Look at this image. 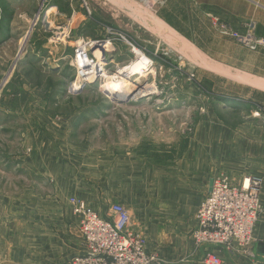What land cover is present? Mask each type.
Wrapping results in <instances>:
<instances>
[{"label":"rangeland","instance_id":"1","mask_svg":"<svg viewBox=\"0 0 264 264\" xmlns=\"http://www.w3.org/2000/svg\"><path fill=\"white\" fill-rule=\"evenodd\" d=\"M56 1L58 0H40L42 15L40 14L32 25V28L38 30L35 38L40 41L46 39L47 33L50 34L49 37L55 34V40L47 45L53 49V55L48 60L46 59L49 54L44 56L43 60L29 58L25 62H19L28 54L30 45L27 44V51L18 58V61L12 64L0 63V98L1 95L5 96V82L13 77L7 88L6 98L10 100L9 107L7 111L0 108V163L4 165L3 160L6 161L7 158L5 155L9 151L8 138H16V143L11 149L19 152L25 147L33 149L38 146L39 136L114 131L124 135L130 131L134 132L133 130L171 128L176 132L175 137L179 136V132L187 137L191 135L193 145L196 140L197 147L204 148L207 143L210 166L213 169L215 166L218 167L217 171L213 172L215 176L213 180L228 177L237 183L245 178L235 180L223 172L221 165L232 158L229 144L232 135L225 134L222 126L216 125L218 121L239 119V116L231 113H221L223 108H220L222 107L220 103L228 104L227 101L240 95L241 89L246 87L245 75L227 64H221L214 58L218 56L217 51L198 49L195 39L199 36L194 32L179 35L176 28L165 25L160 19V14L170 0H78L82 6L80 12H83L88 24L84 27L80 25L81 16L73 19L71 34L76 31L79 34H74V39L68 42L67 29L63 31L60 29L65 21L57 16L59 15L57 12L56 20L53 17L55 21L50 23V26H53L51 29L57 28L53 30L55 33L47 32L48 27L43 26L44 17L49 14L46 11L51 5L56 4ZM148 1H151L150 8L146 4ZM186 8L190 12L188 16H191L190 4H187ZM152 17L157 18L163 25L154 23ZM214 20L213 18L211 24L215 29ZM217 23L219 27L228 25L219 21ZM82 29L85 35L81 33ZM190 31H194L192 27ZM219 36L229 37L221 32ZM82 39L91 43L103 42L101 49L99 44L96 45L95 56L107 66L100 67L103 71L99 73L98 78L91 79V84L85 83L81 75L79 76L76 52L84 45ZM46 51L48 52V49ZM138 51L145 56V67L141 75L128 74L127 79L132 82L127 91L113 93L108 91L109 83L118 77V70L132 66L136 57L141 55L137 53ZM93 52L94 50L89 59L96 65L98 60L93 58ZM104 53L106 61L102 60ZM9 69L14 72L12 77ZM235 92L237 94H234ZM263 104H254L253 112H249L243 118L260 121V118H256V112ZM130 136L134 137V134H130L128 138ZM24 137H31V146L29 142L27 146L25 145ZM226 139L228 141L224 145ZM100 144L103 145V142ZM135 170L132 178L139 180V172L137 168ZM109 172L111 175L108 179L117 181L127 179L120 168ZM145 183L144 177L141 184L138 181L134 182L132 191L128 193L119 191V200L104 206L101 211L105 208L107 213L112 204L123 205L130 213L134 228L144 234L149 253L173 264H191L200 252L196 251L194 242L199 224L197 218L199 207L191 213L156 212L155 185L149 181L146 185ZM75 199L74 205L72 201ZM54 207L62 208L64 216L68 218L65 224L50 220L48 213ZM76 207H87L99 217L102 216L90 203L75 196H70L68 202L62 205L48 206L37 203L32 207L22 201L19 208H13L14 214H24L37 220V223L21 221L17 224L18 230H33L38 227L39 230L50 231L54 228L56 231L64 226L68 228V234L70 233L64 237L45 236L43 233L38 239L33 238L31 242L33 249L30 248L31 239L24 238L23 241L29 245L23 247L32 250V253H23L22 264L52 259L50 250L58 244V239L61 241L65 239L66 251L70 245L72 258L86 255L85 241L83 235H80L79 219L75 215ZM10 228L13 229V224Z\"/></svg>","mask_w":264,"mask_h":264},{"label":"crops","instance_id":"2","mask_svg":"<svg viewBox=\"0 0 264 264\" xmlns=\"http://www.w3.org/2000/svg\"><path fill=\"white\" fill-rule=\"evenodd\" d=\"M187 4L192 8L191 16H188L190 12L186 8ZM50 8L65 21L61 31L69 28L67 42L74 39V34H79L78 31L71 34L73 19L81 16L80 25L84 27L88 24L83 12H80L82 6L78 0H58L47 11ZM40 14L42 15L40 0H0V63L12 64L18 61L27 51L28 48L22 52L27 44L39 47H29V56L26 55L19 62H25L29 58L43 60L49 54L48 60L53 55V49L47 45L55 40V34L49 37L50 34L47 33L44 41L35 38L38 30L32 28V25ZM160 15L164 24L176 28L179 35L194 32L199 36L195 39L198 49L217 51L218 56L214 58L245 75L246 87L241 89L240 95L227 101L228 104L220 103V108H223L221 113H231L239 116V119L218 121L216 125H221L225 134L232 135H229L232 158L221 165L223 172L235 180L251 176L260 178L263 182L260 197L263 211L254 229L256 256L255 259L244 258L228 254L220 247H214L212 251L225 264H264V130L261 120L243 118L253 112L254 104L264 103V51L254 53L233 38L219 36L217 27L214 29L211 24L214 18L242 35L250 25H254L256 35L264 37V0H170ZM57 16L54 15L55 20ZM45 18L46 15L44 20ZM55 20L51 19L47 24L43 21V26L48 27L47 32L55 33L53 30L57 28L51 29L50 26L51 21ZM191 27L194 31H190ZM81 33L85 35L84 29ZM99 48L103 46L99 45ZM9 73L11 77L14 75L12 70ZM12 79L5 82V96L1 95L0 98L1 110L7 111L9 107L10 100L6 97ZM3 102L5 103L2 104ZM133 131L124 135L114 131L39 136L38 146L33 149L25 147L19 152L11 149L16 138H8L10 146L8 145L9 151L5 155L8 159L3 160L4 165L0 163V264L23 263V253H32V250L23 247L29 245L23 241L24 238L31 239L30 248L33 249V238L38 239L43 233L45 236L58 237L70 234L64 226L56 231L54 228L50 231L39 230L38 227L33 230H18L17 224L21 221L37 223L31 216L14 214L13 208H19L22 201L32 207L37 203L53 206L67 203L70 196H75L90 203L104 216L105 208L104 211L101 208L119 200V191H132L134 182L141 184L145 177V185L149 181L157 191L156 212H195L209 194L210 181L215 178L213 172L218 168L210 166L207 143L204 148L197 147L198 143L195 140L193 145L191 135L187 137L179 132V136L175 137L176 132L171 128ZM130 134H134V137L128 138ZM24 138V144L27 146L29 142L31 146V137ZM227 141L226 139L224 145ZM226 151L230 154L228 149ZM115 168H120L127 179H108L111 175L109 170ZM135 168L139 172V180L132 178ZM48 216L51 217L50 220L64 224L68 219L62 208H51ZM12 224L13 229L10 228ZM64 241L65 239H58V244L51 247L52 259L31 263L66 264L73 254L70 245L68 251L64 249ZM204 254V250H201L191 264H202Z\"/></svg>","mask_w":264,"mask_h":264},{"label":"built area","instance_id":"3","mask_svg":"<svg viewBox=\"0 0 264 264\" xmlns=\"http://www.w3.org/2000/svg\"><path fill=\"white\" fill-rule=\"evenodd\" d=\"M146 4L150 8L151 1ZM217 22L214 20L215 27L223 35L236 39L250 51H264V37L256 35L254 25H250L242 35L234 32L228 25L219 27ZM83 40L84 45L78 48L76 57L79 60V69L82 66L81 56L89 62V65L84 67L89 70L90 75L91 67L107 66L95 56L96 45L103 42L91 43ZM93 50V58L98 60L96 65L89 59ZM105 55L106 53L102 60ZM99 69L103 71V68ZM90 81L91 79L84 82L91 84ZM257 117L262 121L264 130V104L257 110ZM213 183L212 193L204 198L197 211L199 224L194 242L196 251L204 250L201 263L225 264L221 257L212 251L214 247L223 248L228 254L255 259L254 229L262 212V180L245 177L236 183L228 177H221L214 179ZM75 202L76 199L72 204ZM75 215L79 219L80 235H83L87 253L73 257L67 264H173L148 252L144 234L134 228L129 211L121 204H112L108 212L101 217L87 207H76Z\"/></svg>","mask_w":264,"mask_h":264},{"label":"bare ground","instance_id":"4","mask_svg":"<svg viewBox=\"0 0 264 264\" xmlns=\"http://www.w3.org/2000/svg\"><path fill=\"white\" fill-rule=\"evenodd\" d=\"M47 13H49V14H47V16H46V18L44 20L45 24L49 23L50 20L55 15L54 10H51L50 12H47ZM152 20L157 25H159V24L163 25V23H161V21H159L157 18L152 17ZM67 29H69V28H67ZM170 33L172 34V32H170ZM173 35L175 36V34H173ZM60 40H61V38H60ZM113 49H114V47H113ZM113 49H112V51L115 50V49L114 50ZM137 53H139L141 55H138L136 57V61L133 64H131L132 66H130L128 68H123V69H119L118 70V73H117L118 77H116L117 79H115V80L113 79V81L109 83V85H108V91H110L111 93H113V92H123V91H127V89L129 88V84H131V82H132L131 80L127 79L128 74H130L132 76L141 75V72H142V70H144V67H145V63H144V59H145L144 57L145 56H143V54L140 51H138ZM83 59L84 58L81 56V62H80V64L82 66H81L80 70H81L82 74H80V75H81L82 79H84V80H90V79H96V78H98L100 76L99 73L102 70V69H98V68H100V66L99 67L97 66L96 68L95 67H91V69H92L91 74L88 75L89 74V70H87L85 67H86V64L89 65V62H86ZM100 64H101V62H100ZM78 84H79V82H78ZM76 88L79 89V86H77Z\"/></svg>","mask_w":264,"mask_h":264},{"label":"water","instance_id":"5","mask_svg":"<svg viewBox=\"0 0 264 264\" xmlns=\"http://www.w3.org/2000/svg\"><path fill=\"white\" fill-rule=\"evenodd\" d=\"M26 48L27 47L24 46L23 49H22V52H24L26 50ZM213 186H214L213 179H211V181H210V188H209V194L212 193Z\"/></svg>","mask_w":264,"mask_h":264}]
</instances>
